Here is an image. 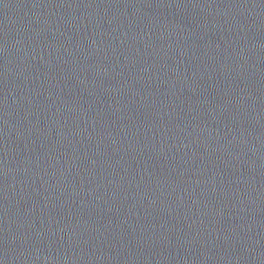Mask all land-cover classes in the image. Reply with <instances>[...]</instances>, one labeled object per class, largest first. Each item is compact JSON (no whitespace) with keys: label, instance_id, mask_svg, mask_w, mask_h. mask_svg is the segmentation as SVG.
Wrapping results in <instances>:
<instances>
[{"label":"water","instance_id":"95a60500","mask_svg":"<svg viewBox=\"0 0 264 264\" xmlns=\"http://www.w3.org/2000/svg\"><path fill=\"white\" fill-rule=\"evenodd\" d=\"M0 264H237L67 227L0 220Z\"/></svg>","mask_w":264,"mask_h":264}]
</instances>
